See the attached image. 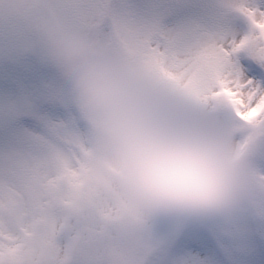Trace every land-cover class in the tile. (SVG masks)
Wrapping results in <instances>:
<instances>
[{"label": "snow or ice", "instance_id": "1", "mask_svg": "<svg viewBox=\"0 0 264 264\" xmlns=\"http://www.w3.org/2000/svg\"><path fill=\"white\" fill-rule=\"evenodd\" d=\"M60 19L128 56L173 93L212 112L250 160L259 194L210 236L160 226L120 201L99 172L74 103L0 107V264H205L264 252V0H213V30L165 23L181 0H46Z\"/></svg>", "mask_w": 264, "mask_h": 264}, {"label": "clouds", "instance_id": "2", "mask_svg": "<svg viewBox=\"0 0 264 264\" xmlns=\"http://www.w3.org/2000/svg\"><path fill=\"white\" fill-rule=\"evenodd\" d=\"M69 89L116 197L157 221L223 218L259 194L249 158L215 116L132 58L57 17L46 0H0Z\"/></svg>", "mask_w": 264, "mask_h": 264}, {"label": "rangeland", "instance_id": "3", "mask_svg": "<svg viewBox=\"0 0 264 264\" xmlns=\"http://www.w3.org/2000/svg\"><path fill=\"white\" fill-rule=\"evenodd\" d=\"M147 2L149 5L159 4L163 6L168 0H147ZM212 4L213 0H181V6L171 12L165 23L170 26L177 21L195 20L205 28L213 30L217 26V20L213 15ZM6 41L9 46L13 43L17 54L23 56L22 59H10L9 62L7 58L3 57L4 54L0 55V57H3L0 62V107L11 106L18 109L29 106L33 108L48 107L51 103L49 94L53 90L59 93L61 102L73 103L69 89L45 58L43 50L36 42V38L15 19L0 17V45ZM39 51L45 58L42 67H40L38 60L39 55L37 53ZM29 56L36 57V59L32 60ZM38 73L40 74L38 75ZM39 76H41L42 84H39ZM39 85H42V87H39ZM205 110L211 112L218 121L227 127L226 112L222 110L216 112ZM256 163L257 167L264 170V162ZM241 220L256 224L260 223L259 218L255 216V213L245 202L227 217L190 221V225L186 228H195L213 236ZM182 221H158V224L177 228ZM183 227L185 228V225ZM200 258L205 261V264H264V252L260 250L244 260L225 253H221L220 256L205 254Z\"/></svg>", "mask_w": 264, "mask_h": 264}]
</instances>
